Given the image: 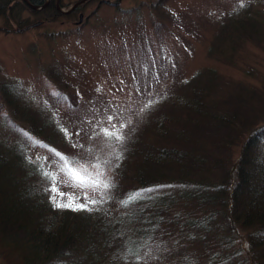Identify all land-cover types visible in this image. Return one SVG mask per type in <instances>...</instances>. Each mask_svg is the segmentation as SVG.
I'll return each instance as SVG.
<instances>
[{
    "label": "trees",
    "instance_id": "16d2710c",
    "mask_svg": "<svg viewBox=\"0 0 264 264\" xmlns=\"http://www.w3.org/2000/svg\"><path fill=\"white\" fill-rule=\"evenodd\" d=\"M28 1L0 0L3 31L14 22H31L19 16L22 2H45ZM91 1L110 0H87L68 13L56 0L39 10L28 8L37 19L53 21L72 18ZM218 25L209 49L218 58L232 61L244 41L264 40L263 11L255 19L231 18ZM138 69L152 80L153 69L143 60ZM133 77L143 80L136 72ZM261 81L257 86L201 67L169 84L164 98H154L149 120L130 126L116 149V163L103 180L111 186L92 188L97 203L77 211L53 206L52 180L44 173L54 176V170L31 148L51 147L60 154L53 161L65 157L70 164L89 160L93 148L81 143L70 154L59 116L36 107L37 99L26 95L20 81H2L0 253L15 257L16 264H264ZM66 95L73 98L71 111H80L79 95Z\"/></svg>",
    "mask_w": 264,
    "mask_h": 264
},
{
    "label": "rangeland",
    "instance_id": "374dc122",
    "mask_svg": "<svg viewBox=\"0 0 264 264\" xmlns=\"http://www.w3.org/2000/svg\"><path fill=\"white\" fill-rule=\"evenodd\" d=\"M76 1L56 0V7L67 10ZM158 1H91L83 6L85 22L80 26L79 13L72 18L63 15L42 21L43 17L32 15L25 2L19 16L29 17L31 22L21 26L14 22L10 30L3 31L7 27L5 15H0V83L6 79L20 81L26 95L37 99L36 107L44 106L47 110L43 112L59 116L57 125L65 134L70 154L75 155L74 149L81 143L93 148L85 164L79 159L70 164L65 157L55 162L56 150L48 146L31 148L33 154L50 160L59 191L74 193L80 203L93 200V189L75 186L69 171L86 168L93 179L99 171L103 181L116 163L114 154L129 127L147 117L154 98H164L169 84L201 67H213L223 75L257 86L263 84L264 40L242 41L232 61L218 58L215 52L209 54V49L218 24L231 18L255 19L259 11L264 16V0ZM36 22L40 24L22 30ZM141 51L147 55L143 57ZM142 60L153 69L152 80L138 69ZM245 69L253 73L247 74ZM134 72L141 75L142 82H136ZM66 93L79 95L80 111H71L73 98ZM135 114L140 117L136 119ZM0 132L5 134L1 114ZM0 264H16V258L0 253Z\"/></svg>",
    "mask_w": 264,
    "mask_h": 264
},
{
    "label": "snow or ice",
    "instance_id": "6c2138e0",
    "mask_svg": "<svg viewBox=\"0 0 264 264\" xmlns=\"http://www.w3.org/2000/svg\"><path fill=\"white\" fill-rule=\"evenodd\" d=\"M118 139H122V137H118ZM57 155H60L57 153ZM45 176L49 177L52 180V187L51 192L55 195L51 196V200L53 202V206L56 208H67L73 211L77 210H84L88 208V203H97L95 200L88 201L86 203L78 202L79 197L74 193H65L59 191L55 177L51 173H44ZM69 178L75 183L77 187H92V188H99L102 187L104 189H108L111 185L107 181H102L100 177L102 176L101 172L96 173V179H93L90 174L87 172L86 168H72L69 173ZM66 197L65 200L61 201L57 199V197Z\"/></svg>",
    "mask_w": 264,
    "mask_h": 264
},
{
    "label": "water",
    "instance_id": "95a60500",
    "mask_svg": "<svg viewBox=\"0 0 264 264\" xmlns=\"http://www.w3.org/2000/svg\"><path fill=\"white\" fill-rule=\"evenodd\" d=\"M24 1H27V0H24ZM87 0H78V1H76V2H74L67 10H63V9H61L58 5H57V8L61 11V12H63V13H68V12H70V11H72V10H74L77 6H79L80 4H82V3H84V2H86ZM47 2V1H46ZM46 5V3H44L42 6H35V5H32V4H29V6L31 7V8H35V9H41L43 6H45ZM82 19H83V13H80L79 14V19H78V21H77V24H80L81 23V21H82ZM40 24V22H36V23H32V24H29V25H27V26H25L22 30H26V29H29V28H33V27H35V26H37V25H39Z\"/></svg>",
    "mask_w": 264,
    "mask_h": 264
},
{
    "label": "bare ground",
    "instance_id": "6f19581e",
    "mask_svg": "<svg viewBox=\"0 0 264 264\" xmlns=\"http://www.w3.org/2000/svg\"><path fill=\"white\" fill-rule=\"evenodd\" d=\"M27 2H29L28 0H27ZM33 5V4H32ZM36 6V5H35Z\"/></svg>",
    "mask_w": 264,
    "mask_h": 264
},
{
    "label": "flooded vegetation",
    "instance_id": "af4514ba",
    "mask_svg": "<svg viewBox=\"0 0 264 264\" xmlns=\"http://www.w3.org/2000/svg\"><path fill=\"white\" fill-rule=\"evenodd\" d=\"M81 13V12H80Z\"/></svg>",
    "mask_w": 264,
    "mask_h": 264
}]
</instances>
